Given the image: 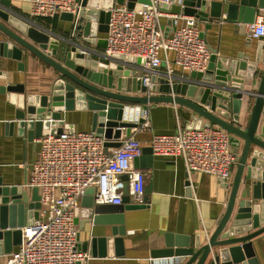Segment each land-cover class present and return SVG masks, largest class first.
<instances>
[{"label": "water", "instance_id": "1", "mask_svg": "<svg viewBox=\"0 0 264 264\" xmlns=\"http://www.w3.org/2000/svg\"><path fill=\"white\" fill-rule=\"evenodd\" d=\"M79 1L81 7L77 15L63 12L60 16L72 22L76 18L81 21L86 19L81 41L77 39L79 36L64 37L20 17L9 8L8 0H0V55L17 59L19 67L23 68V50H27L58 73L51 92L45 95L26 94L22 84L0 85V93L23 94L12 98L15 105H19L15 111L18 131L28 132L30 139L49 133L59 134L64 130V111L90 109L93 111L92 131L106 139L107 147H118L122 135H131L132 130L145 122L143 115L137 121L125 120L126 105L138 104L144 113L150 105L158 103H172L191 109L206 122L200 125L190 123L186 128L220 126L226 129L230 133L237 166L231 178H221L229 187L228 200L206 243L189 245L178 242L180 244L174 246L171 235H168L166 248L156 253L175 256L172 264H260L253 239L264 233V59L257 88L252 90L245 84L246 80L254 79L260 54H256L253 63L243 54H238L236 58L220 55L207 42L211 56L206 71H191L188 76L174 77L173 81L166 73L158 77L150 72L149 87L143 80L145 70L139 65L145 62L143 58L124 55L109 58L88 46H107L106 39L97 40L96 34L97 29L105 33L108 31V9L115 4L126 2L128 7L133 8L137 1L148 5L152 1ZM160 9L171 14L195 16L205 22L201 35L206 39L207 30L212 27L213 21L220 18L241 23L244 31L246 24L254 21L258 10L264 9V0H174L171 5L161 4ZM164 28L166 36L175 29L172 25H165ZM258 40L264 43L262 36ZM122 59L127 60L129 68L124 66ZM250 98L253 102L245 120ZM152 153L151 146L144 147L142 156L134 159L135 167L142 166L138 159ZM122 179L124 185L120 204H96L95 189L91 187L82 198L81 208L76 210L75 221L78 222V216L93 217L94 223L115 224L114 235H123V210L141 205L131 202L128 175H123ZM244 181H247L246 185L241 188ZM187 184L190 185V182ZM32 198L30 201L28 192L22 186L6 185L0 177V241L6 246H10L12 237L19 238L17 243H21L25 214L27 217L33 215L27 224L39 217L37 188H33ZM117 240L120 239H113ZM76 249L86 250V243L79 241ZM10 250L6 249L7 252ZM212 251H215L213 255Z\"/></svg>", "mask_w": 264, "mask_h": 264}, {"label": "built area", "instance_id": "2", "mask_svg": "<svg viewBox=\"0 0 264 264\" xmlns=\"http://www.w3.org/2000/svg\"><path fill=\"white\" fill-rule=\"evenodd\" d=\"M25 1L30 4L29 15L34 22L63 12L77 15L81 7L79 0ZM151 1V5L140 3L130 8L124 3L108 9L107 46L103 54L109 58L115 55L143 58L145 62L139 65L145 70L143 80L149 87L150 72H159L163 65L170 81L179 76L174 66L186 72L206 71L211 51L201 35L198 19L160 9L161 4L171 5L174 0ZM80 21L76 18L73 22L71 35L77 34ZM165 25L175 28L168 36ZM246 35L250 39L264 38V13L246 24ZM170 51L174 52L173 64L169 60ZM126 61L122 59L124 65ZM38 141L39 157L26 185L38 189L39 217L21 228V243L9 264H78L89 257L87 252L76 249L79 230L75 221L76 210L89 188L95 189L96 204H120L122 176L128 175L131 200L144 202L146 173L134 165L143 143L132 133L122 135L120 146L107 147L106 139L94 131L75 130L49 133ZM149 146L156 155L182 156L188 178L195 172L231 178L234 172L236 155L230 133L220 126L188 129L178 122L175 132L155 134Z\"/></svg>", "mask_w": 264, "mask_h": 264}, {"label": "crops", "instance_id": "3", "mask_svg": "<svg viewBox=\"0 0 264 264\" xmlns=\"http://www.w3.org/2000/svg\"><path fill=\"white\" fill-rule=\"evenodd\" d=\"M8 1L11 10L20 17L34 22L29 15L28 2ZM138 5L140 3L137 1L136 6ZM260 13H264V9L258 10L257 14ZM163 21L167 23L166 18ZM198 21L201 31H204L205 22ZM34 23L64 37H71L73 22L62 19L60 14ZM85 24L86 19L80 21L79 30L75 35V37L79 36L77 38L79 41L82 40ZM105 35V32L97 29V40L105 38ZM206 35L207 42L215 47L220 55L236 58L238 54H243L248 61L253 62L256 54H260V60L257 61V73L253 80H246L245 84L247 88L255 90L264 59V43L258 39H250L246 35V27L244 31L241 29V23L225 21L223 18L213 21ZM88 47L103 53L104 48L92 44ZM163 55L164 53L161 52V56ZM97 58L101 60L99 55ZM169 60L173 64V51L169 52ZM21 61L24 63L23 68L19 67L17 59L0 55V85L22 84L26 94L50 93L58 75L57 71L27 50H23ZM174 68L175 74L179 76H188L190 73L178 66ZM165 71L163 65L159 72H156L157 76L160 77V73ZM17 96H23V94L0 93V177L6 185L22 186L28 192L29 200L32 201L33 188L26 183L33 163L39 157L38 139L44 135L30 139L28 132L18 131L15 111L19 105H15L12 99ZM252 102L253 98L247 102L245 120L248 119ZM126 106L125 120L137 121L141 115L145 117V122L132 130V133L142 141L143 148L149 146V141L155 134L175 132L178 122L184 127L190 123L200 125L206 122L202 116L191 109L172 103L152 104L145 113L138 104ZM62 115L64 130L92 131V110L76 108L64 111ZM139 156L141 157L142 153ZM142 158L138 159V163L142 165L138 169L146 173L144 202L138 204L131 200L133 204L141 206L123 210L122 227L125 229L123 235H114L115 224L94 223L93 217L78 216V242L86 243V250L80 249V251L89 254L85 261L79 262L80 264H172L176 260L175 256L156 253L166 248L168 235H171L174 246L179 245L178 242L194 245V243H206L214 231L224 213L229 187L217 176L206 172H195L188 178L182 156L152 153L143 155ZM236 166L237 164L234 165V172ZM188 181L190 185L187 184ZM246 182L244 181L241 188L245 187ZM81 206L82 199L79 207ZM236 210L237 208L235 214ZM32 216L30 214L27 217L25 214V225ZM113 237L120 240L115 242ZM17 239L19 240L17 237H12L10 246L0 241V264L10 263L12 253L19 247ZM93 239H95L94 247ZM253 243L260 264H264V233L255 237ZM10 248L11 250L7 252L6 249ZM215 251H212V255Z\"/></svg>", "mask_w": 264, "mask_h": 264}, {"label": "rangeland", "instance_id": "4", "mask_svg": "<svg viewBox=\"0 0 264 264\" xmlns=\"http://www.w3.org/2000/svg\"><path fill=\"white\" fill-rule=\"evenodd\" d=\"M138 120V119H137Z\"/></svg>", "mask_w": 264, "mask_h": 264}]
</instances>
